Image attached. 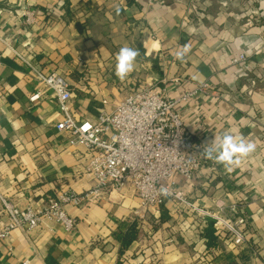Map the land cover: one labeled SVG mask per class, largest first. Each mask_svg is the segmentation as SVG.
Instances as JSON below:
<instances>
[{
  "label": "crops",
  "instance_id": "crops-1",
  "mask_svg": "<svg viewBox=\"0 0 264 264\" xmlns=\"http://www.w3.org/2000/svg\"><path fill=\"white\" fill-rule=\"evenodd\" d=\"M28 10L39 15L33 27L24 22ZM184 45L189 51L177 60ZM125 46L140 55L121 81L115 57ZM242 55L246 62H234ZM35 71L66 76L76 118L90 121L102 100L118 103L133 84H155L173 100L209 85L179 106L187 130L202 148L226 131L256 147L231 172L216 163V174L201 170L187 190L209 210L221 200L229 214L238 203L249 240L237 250L222 240L210 245L201 221L172 202L138 222L140 201L127 187L69 206L78 222L72 233L47 219L15 230L0 242V264H264V0H0V195L21 208L95 185L87 150L56 129L55 100L30 102L40 88ZM132 224L139 235L124 248L117 235Z\"/></svg>",
  "mask_w": 264,
  "mask_h": 264
},
{
  "label": "built area",
  "instance_id": "built-area-1",
  "mask_svg": "<svg viewBox=\"0 0 264 264\" xmlns=\"http://www.w3.org/2000/svg\"><path fill=\"white\" fill-rule=\"evenodd\" d=\"M23 16L29 27H33L39 17L36 10L25 11ZM246 60L242 55L234 62ZM35 73L40 88L29 98L30 102H38L46 94L55 100L62 116L56 129L66 135L70 146L87 150L85 172L95 185L81 194L58 193L39 208H21L0 195L6 214L5 222L0 221V242L7 241L15 230L37 229L46 219L72 233L78 222L68 212L69 206L97 202L105 194L128 187L140 201L135 212L138 222L147 224L146 216L151 208L159 210L172 202L183 216L196 217L203 227L212 222L216 235L234 250L247 246L249 221L238 203L229 207V214L224 212L221 200L216 201L217 210H209L193 204L187 190L201 170L208 168L211 173H217L215 163L204 158L203 148L185 127L179 111L182 103L207 92L209 85L199 86L197 91L173 100L155 84H133L118 103L102 100L97 118L90 121L76 118V89L66 76L57 72ZM85 125L89 127L85 129ZM162 186L168 188L169 195L160 194Z\"/></svg>",
  "mask_w": 264,
  "mask_h": 264
},
{
  "label": "clouds",
  "instance_id": "clouds-1",
  "mask_svg": "<svg viewBox=\"0 0 264 264\" xmlns=\"http://www.w3.org/2000/svg\"><path fill=\"white\" fill-rule=\"evenodd\" d=\"M119 14L120 9H116ZM189 51L187 45H184L181 51L175 53L177 60L183 61L185 55ZM140 55L138 49L130 47H121L116 54L115 76L123 81L129 74L134 71L136 58ZM89 125H85L87 129ZM256 145L252 142L245 141L241 136H234L230 131H226L222 136L214 138L210 143L204 146L203 156L205 159L213 161V163L221 164L224 168L231 172L235 166H238L242 158L247 157L255 150ZM160 194L162 196L169 195L166 187H161Z\"/></svg>",
  "mask_w": 264,
  "mask_h": 264
},
{
  "label": "trees",
  "instance_id": "trees-1",
  "mask_svg": "<svg viewBox=\"0 0 264 264\" xmlns=\"http://www.w3.org/2000/svg\"><path fill=\"white\" fill-rule=\"evenodd\" d=\"M169 219H170L169 216L165 214L158 222L161 225L163 222L169 221ZM138 231L139 230H137L135 224L128 225L125 231H121L120 233H118L117 238L122 243V246L124 248H127L137 239V236L139 235ZM203 234L205 239L209 241L210 245H215L218 247L219 245L218 242L220 240V237L216 235V231L214 230L212 222L206 223V225L204 226Z\"/></svg>",
  "mask_w": 264,
  "mask_h": 264
},
{
  "label": "rangeland",
  "instance_id": "rangeland-1",
  "mask_svg": "<svg viewBox=\"0 0 264 264\" xmlns=\"http://www.w3.org/2000/svg\"><path fill=\"white\" fill-rule=\"evenodd\" d=\"M254 80H257V79H253V81H254ZM256 82H257V81H255V83H256ZM255 85H256V84H255Z\"/></svg>",
  "mask_w": 264,
  "mask_h": 264
}]
</instances>
